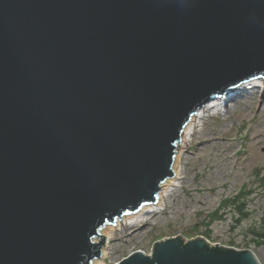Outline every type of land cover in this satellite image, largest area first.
I'll return each instance as SVG.
<instances>
[{"label": "water", "instance_id": "95a60500", "mask_svg": "<svg viewBox=\"0 0 264 264\" xmlns=\"http://www.w3.org/2000/svg\"><path fill=\"white\" fill-rule=\"evenodd\" d=\"M255 77L264 0H0V264H93L198 109ZM117 264L260 262L178 235Z\"/></svg>", "mask_w": 264, "mask_h": 264}, {"label": "rangeland", "instance_id": "374dc122", "mask_svg": "<svg viewBox=\"0 0 264 264\" xmlns=\"http://www.w3.org/2000/svg\"><path fill=\"white\" fill-rule=\"evenodd\" d=\"M215 115L208 109L180 143V179L169 187L160 211L112 232L102 264H114L130 252H149L154 241L171 236H209L211 243L240 242L247 222L229 219L207 225L203 218L218 201L252 189L250 209L264 211V87L242 92ZM133 225V226H132ZM251 249L264 264V245Z\"/></svg>", "mask_w": 264, "mask_h": 264}, {"label": "bare ground", "instance_id": "6f19581e", "mask_svg": "<svg viewBox=\"0 0 264 264\" xmlns=\"http://www.w3.org/2000/svg\"><path fill=\"white\" fill-rule=\"evenodd\" d=\"M248 81H249V83H246ZM250 82H254V81H251V79L244 81V82L240 83L237 87L231 89L228 94H225V96L229 95V97H226L227 101H228L227 104L229 103V101L235 100V98L238 95H240L242 92L248 91V89L250 90V89L256 88V87H264V78L262 80H260L259 86H257L256 84L251 85ZM246 85H248V86H246ZM218 99L219 98H215L211 101H217ZM209 103L205 104L200 109H198L197 113L194 116H192L191 120L185 126V128L181 134L180 143H183V144L186 143L188 136H190L193 133L194 128L197 126V124L200 122V120H202V118L205 115V113L207 112V110L212 109V108H210ZM180 155H181V152H178V150H177L176 155H175V159H174V164H173L174 175L172 178L168 179L165 183H163L161 185V191H160V193L158 195V199L155 203L146 205V206L142 207L137 213H134L131 215H126V216L122 217L120 220H117L115 224H109V225H107L101 229L100 232H101V235L105 239V244H104V248L102 250V257L99 260H95L93 262V264H102V262L105 260V257L107 256V254L109 253V250H110V248L108 246H109L110 237H111L112 232L119 230L122 227L127 226V225L131 226V224H135L137 221H141L140 219L142 217L144 218V216H148V214L158 212V211H160V209H162V207L164 205V198L166 196L167 190L169 189V187L174 185V182L178 178L180 179V177H179L181 174L180 167H179Z\"/></svg>", "mask_w": 264, "mask_h": 264}, {"label": "trees", "instance_id": "16d2710c", "mask_svg": "<svg viewBox=\"0 0 264 264\" xmlns=\"http://www.w3.org/2000/svg\"><path fill=\"white\" fill-rule=\"evenodd\" d=\"M251 193H253L252 189L239 190L230 196L221 198L211 212L203 218L207 225L226 219L234 221L237 226L247 222L243 239L238 243L231 242L236 247L264 245V211L260 218L255 217V211L250 209Z\"/></svg>", "mask_w": 264, "mask_h": 264}]
</instances>
